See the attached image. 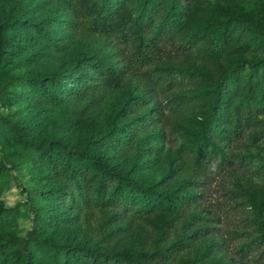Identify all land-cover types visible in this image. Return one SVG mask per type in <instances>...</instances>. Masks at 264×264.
Segmentation results:
<instances>
[{"label": "trees", "instance_id": "trees-1", "mask_svg": "<svg viewBox=\"0 0 264 264\" xmlns=\"http://www.w3.org/2000/svg\"><path fill=\"white\" fill-rule=\"evenodd\" d=\"M17 1L15 16L0 20V70L24 45L22 27L37 42L31 55L47 56L72 48L74 70L71 75L55 71L6 75L0 79V102L11 105L24 100L57 119L80 118L85 136L66 145L38 138L27 119L0 115V138H5L0 142V178L7 173L2 162L21 158L32 163L34 182L25 192L29 227L22 235L0 233V264H237L220 256L217 239L202 240L208 235L204 226L190 233L180 226L177 232L175 218L192 202L193 189L205 168L232 163L233 146L264 110V88L254 95L248 79L233 100L241 69L234 64L220 70L202 92V113L195 124L182 127L188 168L171 162L157 179L141 172L160 160V131L149 126L155 107L145 106L147 94L136 68L155 61L165 45L180 43L195 0ZM23 3L37 15L26 19ZM9 27L16 30L6 32ZM235 29L264 52V19L244 10L221 11L220 16L201 19L186 41L206 36L201 55L218 58ZM247 69L256 78L257 71H264V57L248 62ZM117 90L119 98L110 102ZM103 105L109 109L106 124L97 127L94 115ZM98 149L115 154L127 150L128 169H113ZM168 177L175 179L163 186L160 181ZM245 204L255 231L245 244L264 252V201L247 194ZM152 209L167 215L156 223L152 241L140 248L117 246L118 234L112 225L118 215L127 211L139 217ZM94 211L101 212L94 244L67 240L50 229L54 223L88 226ZM19 215L17 205H0V230Z\"/></svg>", "mask_w": 264, "mask_h": 264}, {"label": "rangeland", "instance_id": "rangeland-1", "mask_svg": "<svg viewBox=\"0 0 264 264\" xmlns=\"http://www.w3.org/2000/svg\"><path fill=\"white\" fill-rule=\"evenodd\" d=\"M17 6V0H0V20L8 21L15 16ZM21 7L26 19L37 15L29 5L23 3ZM237 10L249 11L264 19V0H195L180 32V43L165 45L155 61L137 66V79L147 94L145 106L155 107L151 110L154 119L149 126L158 127L160 131V160L141 172L157 179L159 172L171 162L181 163L182 169L188 168L189 153L182 144V127L195 124L202 113V92L207 88L209 78L214 77L220 70L234 64L241 69L239 89L233 95V100L240 96L248 79L254 95L264 88V71H257L255 78L247 69V63L260 61L264 52L254 43H247L244 33L235 29L224 54L213 59L205 58L200 52L206 36L191 43L186 41L188 32L201 19L220 16L221 11L233 13ZM15 30L14 27H9L6 32ZM20 32L25 34V43L11 62L0 70V79L20 72L55 71L63 75L72 74V48L47 56L31 55L37 42L25 27ZM119 95L120 90L114 91L110 102L117 100ZM108 112L107 106L103 105L94 115L93 122L97 127L106 124ZM0 115L13 120L27 119L38 138H53L66 145L78 143L85 136L82 119L51 117L29 101L21 100L11 105L0 102ZM122 122V119L119 120L120 125ZM1 141H5V138H0ZM98 151L113 169L121 172L128 169L130 153L127 150L118 154L103 149ZM2 163L7 173L0 178V205H17L20 215L4 226L0 233L22 235L29 227L31 217L25 192L34 184L32 163L21 158H15L11 163ZM174 179L175 177L164 178L160 183L168 186ZM198 180L193 189L192 202L176 216L174 229L178 232L182 226L190 233L196 227L204 226L209 236L202 240L217 239V250L222 258L234 260L237 264H264V252L260 248L253 249L245 244L255 232L253 222L248 216L245 197L250 194L255 201H264V110L254 117L233 146L232 163L223 168H205ZM190 214L194 216L187 221ZM100 216V211H94L88 220V226L78 222L73 225L54 223L50 229L56 234H62L67 240L94 244L96 221ZM166 216V213L158 209H152L139 217L122 211L112 225L118 234L117 246L127 244L140 248L150 243L155 235L156 223ZM195 246L198 248L199 243L196 242Z\"/></svg>", "mask_w": 264, "mask_h": 264}]
</instances>
